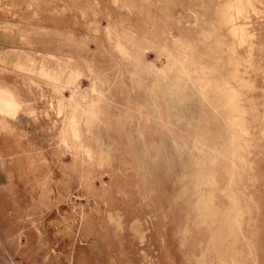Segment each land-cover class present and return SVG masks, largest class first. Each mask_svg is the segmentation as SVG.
<instances>
[{"label": "rangeland", "instance_id": "1", "mask_svg": "<svg viewBox=\"0 0 264 264\" xmlns=\"http://www.w3.org/2000/svg\"><path fill=\"white\" fill-rule=\"evenodd\" d=\"M127 3L130 24L28 28L0 65V264H264V0ZM108 22L185 37L198 103L156 104Z\"/></svg>", "mask_w": 264, "mask_h": 264}, {"label": "crops", "instance_id": "2", "mask_svg": "<svg viewBox=\"0 0 264 264\" xmlns=\"http://www.w3.org/2000/svg\"><path fill=\"white\" fill-rule=\"evenodd\" d=\"M127 1L0 0V65L20 64L19 58H23L21 33L28 28H44L72 34L89 33L93 31L92 27L97 22V20L94 22L92 14L98 15L99 20L110 18L112 23L125 22L130 24L129 21L122 19L129 17L127 13L122 12L120 9V6L128 5ZM173 22L176 24L180 20L175 21L174 19ZM168 24L169 21H165V26ZM152 30V36L147 33L138 35L131 29L123 27V34H120L117 33L118 30L115 24L111 25L108 22L104 26L105 35L115 39L113 46L119 57L132 68L134 73L140 74V76L142 73H146L152 77L153 83L150 90L155 103L169 104L173 106L169 110L174 111L175 114L181 113L180 109L175 108L176 105L198 103L197 99H194L193 89L189 92L187 80L184 77L185 37L166 36L165 32L159 33L154 25ZM123 38L127 39L123 40ZM123 41L128 42V45ZM150 52L163 57L165 63L158 66L157 63L146 60V56ZM47 56L53 57V55ZM54 59L58 61V59ZM29 61L33 64L32 60ZM148 66L149 71L151 70L153 73L161 72L159 77L152 76L148 71ZM88 70L93 74L90 66H88ZM39 72L43 77L50 78L58 83L63 78V74L59 69L51 73L44 65L40 66ZM80 76L81 71L79 68L76 66L70 68L68 74L64 76L66 78L64 85L73 88L74 85L72 84L77 83ZM103 79L102 84L107 85L108 77ZM157 80L159 82H156ZM90 92L92 95L97 96L96 99H93L94 107H99L103 103L101 97L105 95L104 92L99 90L94 82L91 84ZM189 96L190 100H188Z\"/></svg>", "mask_w": 264, "mask_h": 264}]
</instances>
